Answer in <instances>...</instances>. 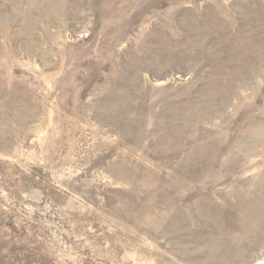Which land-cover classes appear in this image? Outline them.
Segmentation results:
<instances>
[{
    "label": "rangeland",
    "instance_id": "1",
    "mask_svg": "<svg viewBox=\"0 0 264 264\" xmlns=\"http://www.w3.org/2000/svg\"><path fill=\"white\" fill-rule=\"evenodd\" d=\"M0 264H264V0H0Z\"/></svg>",
    "mask_w": 264,
    "mask_h": 264
}]
</instances>
